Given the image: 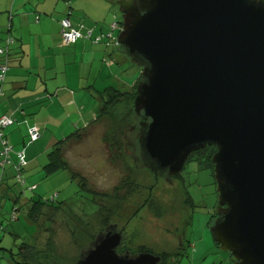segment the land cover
Here are the masks:
<instances>
[{"label": "water", "instance_id": "obj_1", "mask_svg": "<svg viewBox=\"0 0 264 264\" xmlns=\"http://www.w3.org/2000/svg\"><path fill=\"white\" fill-rule=\"evenodd\" d=\"M117 4L124 26L115 41L142 64L135 109L147 120V167L178 174L215 145V243L233 264H264V0ZM125 239L110 223L73 264H162L151 251L119 252Z\"/></svg>", "mask_w": 264, "mask_h": 264}, {"label": "rangeland", "instance_id": "obj_2", "mask_svg": "<svg viewBox=\"0 0 264 264\" xmlns=\"http://www.w3.org/2000/svg\"><path fill=\"white\" fill-rule=\"evenodd\" d=\"M106 1L108 19L102 22L111 32L113 23L122 21V13L117 1ZM119 30L113 31L114 36ZM140 66L126 64L123 72L119 69L131 75L135 71L134 83L142 73ZM115 82L98 85L97 89L102 91ZM95 96L98 99V94ZM126 113L121 110L116 119L109 117L87 126L62 146L69 171L63 169L48 176L44 170L38 175L24 170L21 181L16 164L7 165V172L12 173L5 175L9 182L3 187L7 191L0 189V264H32L26 263L22 246L35 243L37 236L43 264H73L81 249L108 223L124 228L127 245L165 253L167 264H173L181 252L187 254L179 264L234 263L230 253L220 250L213 237V216L223 207L219 205L213 170L202 165L205 158L197 155L186 163L181 172L183 181L178 174H158L147 167L141 155L140 142L147 120H143L141 111L134 116ZM30 172L36 174L34 189L29 186ZM79 177L83 188L95 195L81 189ZM186 189L195 202L193 209ZM32 198L68 204L58 212L46 210L37 223L29 216ZM215 258L220 260L215 262Z\"/></svg>", "mask_w": 264, "mask_h": 264}, {"label": "crops", "instance_id": "obj_3", "mask_svg": "<svg viewBox=\"0 0 264 264\" xmlns=\"http://www.w3.org/2000/svg\"><path fill=\"white\" fill-rule=\"evenodd\" d=\"M107 8L106 0H0V36L13 37L0 98V113L12 118L4 129L13 146L9 166L17 161L16 151L24 150L25 171L38 175L57 141L95 119L101 103L97 87L112 80L115 85L133 84L135 71L122 73L123 66L131 64L130 58L113 42L114 33L112 39L106 35ZM65 17L82 34L68 45L62 40ZM101 34L105 37L96 42ZM31 129L39 133L34 140ZM6 168L0 171V189L9 182L5 175L12 173ZM30 173L29 186L34 189L36 174Z\"/></svg>", "mask_w": 264, "mask_h": 264}, {"label": "trees", "instance_id": "obj_4", "mask_svg": "<svg viewBox=\"0 0 264 264\" xmlns=\"http://www.w3.org/2000/svg\"><path fill=\"white\" fill-rule=\"evenodd\" d=\"M115 1H117V0H115ZM120 24H122V21L120 22ZM6 38H7V36H3V38H1V36H0V40L2 41V44H1L0 47H4L5 46V39ZM117 46H119L121 49H123L122 46H120L118 44H117ZM10 47H11V45L9 46V49H8L7 52L0 53V65L4 64V63H6L7 66L9 65V61H10L9 55H11L10 54V52H11V48ZM123 51H124V49H123ZM129 58L131 60L130 61L131 64H133L134 66L138 65L137 62H135V60H133L131 57H129ZM140 68L142 70L141 66H140ZM141 78H142V76L140 74L138 76V78L134 81V83L129 85V86H127V87L126 86H121V85H108V86H105L103 88V90L101 91V96H100L101 103H100V107H99V109H98V111H97V113L95 115V119L88 126H92L95 122H97L99 120H103L105 118H109L110 117L112 119H116L118 113L121 110H126V112H127L126 114H129V115L133 114V116H134V114H136L135 98L137 96V87H138V85H139V83L141 81ZM85 128L86 127L76 130L75 132H73L70 135H68L66 138L57 141L53 145V147L48 152V162L43 166L46 175H48V176L52 175V174H54V173H56V172H58L60 170H63V169L64 170H68V171L70 170L67 162L64 159L62 146L68 140H70L71 138L78 137L79 134H81V131L84 130ZM4 129L5 128L2 129L3 136L2 137L0 136V143L2 145L1 150H0V157H1L0 164H1V167L6 168L7 165H9V163H12V160L10 159L9 163L2 164V161L5 159V157L2 155V152H3L4 148H5V145L2 142H3V138L7 139L6 138V134L4 132ZM9 145H11V144L9 143ZM12 149H13V146H12ZM216 152H217V147L215 145H207L204 148H201V149L193 152L189 156L187 162L189 160L193 159V157H196L197 155H201V157L205 158V161L202 162L203 167L205 166V168L212 169L213 170V174H214L213 156H214V154ZM16 157H17V154H16ZM16 159H17V161L14 164H16V167L18 168V158H16ZM25 168H26L25 166H22L21 169L18 170V174L17 175L19 176L20 172H21V175H22V172H24ZM184 168H185V166H184ZM181 172L178 173V176H180L182 178ZM79 179H80V177H79ZM182 181H183V178H182ZM82 182H83L82 179H80L79 185L81 186V189L84 190V191H87V190H85L83 188V183ZM184 186H185V183H184ZM87 192L93 193L91 191H87ZM186 192H187L188 201L190 202V204L192 206V209H193V207L195 206V202L193 200V197L191 196V194L189 193V191L187 189H186ZM93 195H95V194L93 193ZM53 200H56V198L54 197ZM67 204H68V202H64V203L62 202L61 204L56 205V204H52V201H49V199L44 200L43 198H40V199L32 198V200L30 202V205H29V210H28L29 211V216L35 222L39 223L38 222L39 216H41L43 214H47V211L50 210V209H54V212L55 211L58 212L62 208H64V206L67 205ZM157 214L160 215L161 212L158 210ZM192 215H193V212L191 213V220H192ZM216 215H217V211H215V214H214L213 217H216ZM191 220H190V222L188 224L191 223ZM107 225H109V223ZM39 239H40V237L37 236L35 238V243H23L22 249H24V250H22V253L24 254L26 263H28V262H31L32 264H43L44 263L39 258L40 251L37 248V243H38ZM125 241H126V239H125ZM0 249H1V244H0ZM126 250H130L132 252H139V251H151V252H153L148 247H143V246H141V247H132V246L127 245L124 242L123 246L118 251L119 252H124ZM186 254H185V252H181L180 254H178V256H177L178 258L173 264H179L181 262V260H182V256L183 255L185 256ZM160 255L163 257L162 264H167V262H166L167 258H165L166 254L162 253ZM230 256L232 257L231 254H230ZM28 260H30V261H28ZM232 261H233V258H232Z\"/></svg>", "mask_w": 264, "mask_h": 264}, {"label": "built area", "instance_id": "obj_5", "mask_svg": "<svg viewBox=\"0 0 264 264\" xmlns=\"http://www.w3.org/2000/svg\"><path fill=\"white\" fill-rule=\"evenodd\" d=\"M61 24H62V40H63L64 44L68 45L71 43H75L82 37L81 32L72 26L69 17H65L61 21ZM118 27H119V25H118L117 21L115 23H113L112 31L107 35L108 37H110V39L113 38V30L118 28ZM88 36H91V35H88ZM104 37H105V35L101 34V35L95 37V41L100 42ZM12 42H13V37L8 36L5 39V46L0 47V53L7 52L9 49V46L11 45ZM7 70H8V66L6 63L0 65V98L4 94V91L2 88V83L4 82L5 76L7 74ZM11 123H12V118L8 114L0 113V136L1 137L3 136L2 129L5 128L6 126L10 125ZM38 135H39V133H38L37 129H31L30 130V136H31L32 140L36 139L38 137ZM2 143L5 145V148L2 152V155L5 157V159L2 161V164L9 163L10 162L9 156L13 150L12 146L9 145V141L5 138H3ZM16 154H17V158H18V170H20L22 166L26 165L25 151L24 150L17 151ZM18 179L21 181L23 180L22 176H21V172L19 173ZM14 216H15V214H14Z\"/></svg>", "mask_w": 264, "mask_h": 264}, {"label": "flooded vegetation", "instance_id": "obj_6", "mask_svg": "<svg viewBox=\"0 0 264 264\" xmlns=\"http://www.w3.org/2000/svg\"><path fill=\"white\" fill-rule=\"evenodd\" d=\"M127 22H128V18H127ZM124 26V24H120V27L122 28ZM172 174H175V173H172ZM154 253H156V252H154ZM156 254H158V253H156ZM163 258V257H162ZM163 260V259H162Z\"/></svg>", "mask_w": 264, "mask_h": 264}, {"label": "clouds", "instance_id": "obj_7", "mask_svg": "<svg viewBox=\"0 0 264 264\" xmlns=\"http://www.w3.org/2000/svg\"><path fill=\"white\" fill-rule=\"evenodd\" d=\"M118 22V21H117ZM118 25H119V27L118 28H120L121 29V27H120V23L118 22ZM120 31V30H119Z\"/></svg>", "mask_w": 264, "mask_h": 264}]
</instances>
